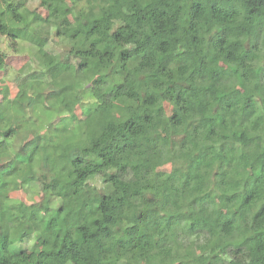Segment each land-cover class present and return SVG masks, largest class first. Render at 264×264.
<instances>
[{
    "label": "trees",
    "instance_id": "1",
    "mask_svg": "<svg viewBox=\"0 0 264 264\" xmlns=\"http://www.w3.org/2000/svg\"><path fill=\"white\" fill-rule=\"evenodd\" d=\"M31 1L0 0L41 75L0 101V192L40 199L0 197V264H264V0Z\"/></svg>",
    "mask_w": 264,
    "mask_h": 264
},
{
    "label": "rangeland",
    "instance_id": "2",
    "mask_svg": "<svg viewBox=\"0 0 264 264\" xmlns=\"http://www.w3.org/2000/svg\"><path fill=\"white\" fill-rule=\"evenodd\" d=\"M29 9H36L37 13L45 17L46 14V4L45 2H40L39 0H32L28 3ZM50 50L54 53L60 52L61 47L57 45V43H51L49 46ZM34 50L28 44L21 41H18L14 50L9 48L8 39L6 37H0V53L5 54L6 56V66L3 71L0 72V101L9 102L17 91V84L26 79H35L40 77V69L37 66L35 60L32 57ZM43 80L46 78L42 76ZM115 102L120 104L136 106L137 101L132 93H125L117 98H115ZM74 112L77 116L83 119L81 115V110L79 107L74 108ZM57 121L56 123H58ZM61 123V121H60ZM63 125H66L65 122L62 121ZM14 127L17 129L21 126V122L19 120H14ZM166 170H169V166L165 167ZM18 182L14 179L10 180L11 189L0 192V197L6 198L12 201L13 204L17 205L21 202L24 204H28L32 201H38L39 195H31L30 192H22L18 190ZM34 236H32L29 240V243L33 241ZM40 245V242H37ZM19 249H23L24 256L29 254V250L25 249L24 244H16L15 245ZM30 245L27 247L29 248ZM125 264H134V263H125ZM140 264H147L146 259H142Z\"/></svg>",
    "mask_w": 264,
    "mask_h": 264
}]
</instances>
